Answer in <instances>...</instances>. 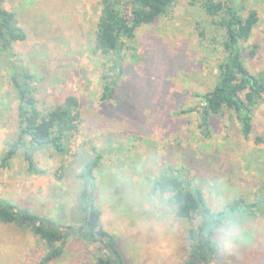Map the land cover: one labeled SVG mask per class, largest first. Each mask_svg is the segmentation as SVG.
<instances>
[{
    "label": "rangeland",
    "instance_id": "rangeland-1",
    "mask_svg": "<svg viewBox=\"0 0 264 264\" xmlns=\"http://www.w3.org/2000/svg\"><path fill=\"white\" fill-rule=\"evenodd\" d=\"M28 39L15 45L37 73V97L43 111L62 100L66 89L81 101V120L70 151L28 143L32 172L21 148L8 166L2 158L19 134L18 96L9 69L0 73V198L46 216L57 225L78 226L89 214L82 193L91 189L101 225L117 238L126 264H184L193 249L190 231L197 218L178 217L169 195L155 192L161 172L182 171L204 192L213 209L233 198H264V96L255 112V128L245 138L230 112L210 117L209 129L190 108L211 90L222 59L223 33L196 0H176L173 10L141 26L124 48L127 72L116 100L103 101L102 75L108 57L94 51L99 0H6ZM242 3H246L243 1ZM245 62L264 72V5ZM258 44L256 53L249 50ZM261 137L262 142L256 139ZM103 153L95 183L82 176L95 149ZM91 214V210L89 211ZM249 246L232 255L216 253L212 264H264V215L245 222ZM96 245L77 234L64 253L43 263L47 245L31 230L0 223V264H96Z\"/></svg>",
    "mask_w": 264,
    "mask_h": 264
},
{
    "label": "trees",
    "instance_id": "trees-1",
    "mask_svg": "<svg viewBox=\"0 0 264 264\" xmlns=\"http://www.w3.org/2000/svg\"><path fill=\"white\" fill-rule=\"evenodd\" d=\"M248 1L264 5V0H196L213 25L223 33V56L218 62V78L214 87L199 95L200 101L189 109L200 114V125L204 130L209 129L212 115L232 113L247 139L254 132L255 112L264 96V72L253 73L245 62L244 43L251 40L262 19L259 8H248ZM5 2L0 0V73L9 69V82L18 96L19 134L9 144L2 158V166H8L18 151L25 148L29 169L40 173L42 170L36 166L27 142L49 146L60 154H67L70 151V139L78 130L81 120V101L74 90L66 89L62 100L51 109L43 111L39 107L37 73L15 50L17 43L28 39V33L19 23L15 11L8 8ZM175 3L176 0H99L93 47L96 53L111 61L109 71L102 75L103 101L117 99L121 77L127 72L124 53L126 40H134L141 26L167 16ZM257 48L256 43L248 53L255 54ZM256 140L263 141L261 137ZM95 153L84 166L82 176L86 184L95 183V170L103 157V153L96 149ZM90 190L86 187L82 193L84 210H91V214L88 211L81 225L61 227L46 216L2 198L0 223L29 229L40 238L48 247L42 258L43 263L59 258L65 251L68 237L77 234L96 245V264H126L116 236L101 225V211L95 206ZM153 190L169 195V202L178 217L198 220L197 226L190 231L193 249L184 264L213 263L217 253L211 245L213 225L226 214L239 212L244 223L255 216L264 215V198L256 197L249 200L245 196H238L224 207L213 209L203 190L182 171L161 172L153 181Z\"/></svg>",
    "mask_w": 264,
    "mask_h": 264
},
{
    "label": "clouds",
    "instance_id": "clouds-1",
    "mask_svg": "<svg viewBox=\"0 0 264 264\" xmlns=\"http://www.w3.org/2000/svg\"><path fill=\"white\" fill-rule=\"evenodd\" d=\"M214 235L211 245L217 253L232 255L240 248L251 245L252 238L245 227L241 213L226 214L222 220L213 225Z\"/></svg>",
    "mask_w": 264,
    "mask_h": 264
},
{
    "label": "water",
    "instance_id": "water-1",
    "mask_svg": "<svg viewBox=\"0 0 264 264\" xmlns=\"http://www.w3.org/2000/svg\"><path fill=\"white\" fill-rule=\"evenodd\" d=\"M90 193H91V190H90Z\"/></svg>",
    "mask_w": 264,
    "mask_h": 264
}]
</instances>
